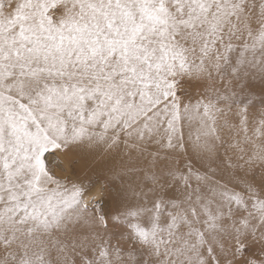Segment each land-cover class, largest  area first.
I'll list each match as a JSON object with an SVG mask.
<instances>
[{"label": "snow or ice", "instance_id": "1", "mask_svg": "<svg viewBox=\"0 0 264 264\" xmlns=\"http://www.w3.org/2000/svg\"><path fill=\"white\" fill-rule=\"evenodd\" d=\"M0 264H264V0H0Z\"/></svg>", "mask_w": 264, "mask_h": 264}]
</instances>
